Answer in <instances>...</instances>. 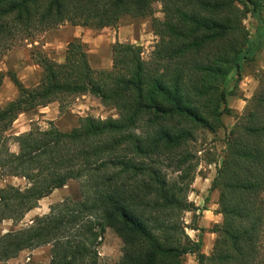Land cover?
Listing matches in <instances>:
<instances>
[{"label":"trees","instance_id":"trees-1","mask_svg":"<svg viewBox=\"0 0 264 264\" xmlns=\"http://www.w3.org/2000/svg\"><path fill=\"white\" fill-rule=\"evenodd\" d=\"M155 2L164 18L152 19L158 40L148 59L143 46L117 41L111 69H95L75 38L63 62L34 46L42 68L36 86L8 72L18 95L0 106V177L27 185L0 187V224L19 225L41 199L72 189L73 180L81 198L1 233L0 261L50 244L49 264H101L99 248L112 229L123 243L118 264H186L188 254L197 264H264V73L243 113L229 106L246 64L264 47V0H0V59L63 24L100 29L149 17ZM248 14L258 25L253 37ZM5 76L0 72V87ZM88 94L118 116H82L70 130L49 121L9 134L21 114L53 102L63 113L70 99ZM225 116L235 123L210 186L222 220L209 230L216 237L206 254L182 215L198 210L188 199L196 141L226 129Z\"/></svg>","mask_w":264,"mask_h":264},{"label":"rangeland","instance_id":"rangeland-1","mask_svg":"<svg viewBox=\"0 0 264 264\" xmlns=\"http://www.w3.org/2000/svg\"><path fill=\"white\" fill-rule=\"evenodd\" d=\"M163 19L161 2H155L153 13L146 18H124L116 27H103L100 29L63 24L56 29L42 33L33 44L29 41L19 43L0 59V72L6 74L0 87V106H4L18 95V89L9 77L8 72L13 71L27 87H34L39 83L42 68L36 64L33 57L34 46L41 48L50 58L63 62L69 42L78 38L85 45L89 53V60L95 69H111L112 47L117 42L134 43L143 46V56L148 59L155 46L158 36L152 30L153 18ZM250 37L256 34L257 21L251 14L244 19ZM264 73V47L256 54L255 60L246 64L244 76L239 84L236 95L229 97V106L235 114L243 113L247 100L252 97L258 87V76ZM47 108H38L35 111L21 114L14 122L10 135L28 131L34 124L42 128L53 121L60 129L70 130L78 124L82 116L92 115L97 118L117 117L114 107L105 106L100 99L90 94L70 99L65 112H60L59 103H50ZM235 123L234 116H225L226 129L219 130L216 134L204 133L198 137L196 148L198 150L199 163L194 173V180L188 192V199L193 202L198 210L188 211L182 215L186 231L193 239H206L209 243V230L216 223V207L218 193L211 192V182L216 174V164L221 162L225 150L226 133ZM11 149L18 151V145L11 142ZM8 183L25 187L27 181L21 177L3 179L0 177V187ZM73 188L66 191H55L48 197L39 201L38 207L26 214L19 225L14 226L11 220H5L0 224V234L6 231L22 228L32 222L38 215L47 214L50 206L62 202L67 198L78 200L81 198L77 181L70 183ZM69 185V186H70ZM218 208V207H217ZM208 210V211H205ZM200 229H193V226ZM123 243L112 229H107L103 243L99 248L101 264H118L122 255ZM210 246H207L208 250ZM30 252L24 253L18 260H9L0 264H49L51 260V245H44ZM18 257H20L18 255ZM17 257V258H18ZM11 262V263H9ZM186 264H197L193 255L185 258Z\"/></svg>","mask_w":264,"mask_h":264},{"label":"crops","instance_id":"crops-1","mask_svg":"<svg viewBox=\"0 0 264 264\" xmlns=\"http://www.w3.org/2000/svg\"><path fill=\"white\" fill-rule=\"evenodd\" d=\"M40 108H42V107H40ZM44 108H47V107H44ZM23 133V132H22ZM58 190H56L55 191V193L57 192ZM215 209L217 210V207H218V205L217 204H215ZM205 211H208V210H205ZM216 216H217V220H216V223H219V222H221V220H222V215L221 214H218L217 212H216ZM206 234H209V243L206 245V242H205V238L204 239H202L203 240V247H202V251L204 252V253H206V254H209L210 252H211V250H212V248H213V244H214V240H215V237H216V235L214 234V233H212V232H210L209 231V233H206ZM191 237V236H190ZM193 239V238H192ZM199 239V238H198ZM198 239H194V240H198ZM207 246H210V248L207 250L206 249V247ZM27 252H30L29 250H24V251H22V252H20V254H19V256L20 257H16V258H14V259H12V260H18L19 258H21V256H23V255H25L24 253H27ZM189 255V254H188ZM191 255H193V254H191ZM187 256V255H186ZM193 257H194V259H195V261H196V256L195 255H193ZM197 262V261H196ZM1 263V262H0ZM9 263H11V262H9Z\"/></svg>","mask_w":264,"mask_h":264}]
</instances>
